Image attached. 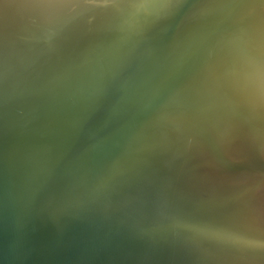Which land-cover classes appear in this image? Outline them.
<instances>
[{"label": "water", "instance_id": "obj_1", "mask_svg": "<svg viewBox=\"0 0 264 264\" xmlns=\"http://www.w3.org/2000/svg\"><path fill=\"white\" fill-rule=\"evenodd\" d=\"M0 264H264V0H0Z\"/></svg>", "mask_w": 264, "mask_h": 264}]
</instances>
